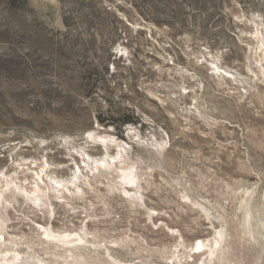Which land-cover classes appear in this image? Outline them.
Returning <instances> with one entry per match:
<instances>
[{"label":"rangeland","instance_id":"rangeland-1","mask_svg":"<svg viewBox=\"0 0 264 264\" xmlns=\"http://www.w3.org/2000/svg\"><path fill=\"white\" fill-rule=\"evenodd\" d=\"M256 29L264 0H0V175L66 183L81 264H264Z\"/></svg>","mask_w":264,"mask_h":264},{"label":"bare ground","instance_id":"bare-ground-1","mask_svg":"<svg viewBox=\"0 0 264 264\" xmlns=\"http://www.w3.org/2000/svg\"><path fill=\"white\" fill-rule=\"evenodd\" d=\"M256 31L260 36L259 42L261 43L256 47V52L258 53L259 51L256 65L260 71L257 75L264 78V34L261 29H256ZM210 60L214 65V70L219 72L223 70V73H230L228 69H222L215 59ZM105 136L107 138L108 135ZM105 136L101 138L103 143L106 140ZM116 145L120 147L122 143L118 141ZM119 150L120 153L113 156L115 158H112L109 162H119L118 165L116 164L113 166V168L117 169V176H123L124 178L134 180L135 175L130 170L131 168L127 166L129 163L127 165L121 163L122 160L125 161V159H121V157L124 156L122 147L119 148ZM124 152H126V149ZM36 173L38 177H35L33 181L30 180L29 184H25V182H20V184L16 171L15 174L10 177V181L6 175H0V264H56L51 261H42L38 258L36 260V256H30V253L24 254L25 248H34L32 245V243H34L32 237H38V235L40 236L39 238H41L40 241L54 244L53 246L47 247L46 253H53L55 256L63 257L66 262L63 264H73V261L71 262L68 260V257H81L79 253L75 252V249L91 241L87 237L89 230L87 228L81 232L80 229H82V226L79 225L74 227V223L72 228L68 226L67 219L64 217H57L56 215L58 212L56 208H59L57 204L65 201L66 197H68V192L69 194L72 192L69 187H66V183L62 181L56 182L57 184H62L66 188L65 190L61 188L60 193L58 185L50 187L40 182L43 177L39 171H36ZM126 187H131V185H126ZM54 188L59 192L57 197L61 200H53L54 195L52 194V190ZM75 192L79 195L82 194V190L77 184ZM78 211L80 210H74V216L80 217ZM42 234H45V237L49 239H43L41 237ZM24 244H26L27 247L24 246ZM198 246L200 248L205 247L204 241L200 240ZM50 248L53 250H49ZM78 262H80L79 258ZM79 264H81V262Z\"/></svg>","mask_w":264,"mask_h":264},{"label":"trees","instance_id":"trees-1","mask_svg":"<svg viewBox=\"0 0 264 264\" xmlns=\"http://www.w3.org/2000/svg\"><path fill=\"white\" fill-rule=\"evenodd\" d=\"M150 1H154V0H148V2H150ZM99 120L104 121L105 119L103 117H99ZM128 121H135V117L132 115H129L127 117H122L120 120V124H123V123L128 122Z\"/></svg>","mask_w":264,"mask_h":264}]
</instances>
